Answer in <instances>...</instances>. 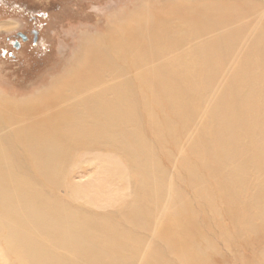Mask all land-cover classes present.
<instances>
[{
	"label": "bare ground",
	"instance_id": "bare-ground-1",
	"mask_svg": "<svg viewBox=\"0 0 264 264\" xmlns=\"http://www.w3.org/2000/svg\"><path fill=\"white\" fill-rule=\"evenodd\" d=\"M117 13L0 94V242L13 264H230L221 242L264 264V0Z\"/></svg>",
	"mask_w": 264,
	"mask_h": 264
},
{
	"label": "rangeland",
	"instance_id": "rangeland-1",
	"mask_svg": "<svg viewBox=\"0 0 264 264\" xmlns=\"http://www.w3.org/2000/svg\"><path fill=\"white\" fill-rule=\"evenodd\" d=\"M136 1L0 0V94L34 93L50 74H58L66 66L78 48V39L95 32L98 26L101 33L105 32L107 20L117 16L119 10L131 8ZM10 23L12 27L7 28ZM190 200L196 209L200 208L196 200ZM199 225L210 237L219 238V232L208 230L201 218ZM220 247L230 264H248L251 259L252 252L248 253L243 244L232 254L222 242ZM0 264H13L1 242Z\"/></svg>",
	"mask_w": 264,
	"mask_h": 264
}]
</instances>
